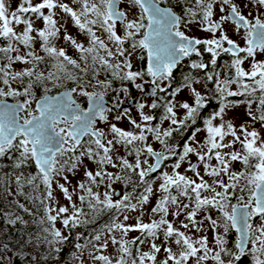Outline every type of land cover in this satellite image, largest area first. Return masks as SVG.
<instances>
[{
  "label": "snow or ice",
  "instance_id": "obj_1",
  "mask_svg": "<svg viewBox=\"0 0 264 264\" xmlns=\"http://www.w3.org/2000/svg\"><path fill=\"white\" fill-rule=\"evenodd\" d=\"M123 2L71 0V4L77 6L74 8L62 0H40L35 4L32 0H21L16 9L10 11L6 0H0V40L5 42V46L0 47L3 54L0 60L5 61L0 64V80L9 85L7 89L0 88V157L9 150L17 149L20 158L16 167H21L28 160L33 161L38 175L27 182L38 188L35 181L39 179L45 193L30 198L33 202L39 200L43 208V215L38 218L23 204H18L23 212L34 217L32 224L35 231H28L31 225L22 216L12 218L8 214L6 217L8 224H19L23 229L24 235L18 241L17 251L25 253L31 247L36 252L46 247L48 255L42 259L47 260L52 253H59L69 240L65 230L71 234L75 229H89V226L97 225L105 214L111 213L87 236L76 233L77 241H85L75 244L77 253L91 246L95 252H89V256L100 264H190V261L207 264L209 260L213 264H237L249 254L253 264H264V133L255 128L256 123L264 128V61L255 60L257 50L264 53V20L260 16L249 19L243 14V8L253 4L258 9H264V0H240L239 4L236 0H181L185 5L181 15H177L171 7H163L164 0H127L126 9L121 8ZM216 7L221 14L218 20L214 19ZM56 9L65 14L61 20L70 17L73 26L88 38L87 45L77 42L65 29L64 43L75 49L78 58L69 56L64 47L56 46V38L63 27H58ZM37 20L43 22V27L34 28ZM226 22L234 24L237 30H244L245 47H240L229 38L223 27ZM21 24L24 27L18 33L14 25ZM193 24H198L202 32L211 33L212 38L186 35L182 25L187 28ZM118 25L122 26V32L118 30ZM37 41L39 50L34 47ZM19 45L28 51L20 54ZM201 45L203 49L199 47ZM137 50L146 53V68L134 71L131 57ZM202 51L211 54L213 65L221 53L230 54L233 60L228 68L234 74H226L223 79L219 73L208 74L206 79L215 86L211 97L202 95L193 87L199 81L185 76L182 88L190 90L193 103L180 102L179 107L184 114L178 118L174 102H165L162 122L169 121V128L151 126L154 117L144 111L160 107L156 100L151 104L139 102L134 105L139 122L131 116L129 108L121 107L129 90L127 87L114 88V81L119 80L122 84L131 82L144 92L142 85L136 81L147 76L152 88L145 95L156 97L158 93L168 91L170 84L164 82L171 81L173 69L181 60L193 55L201 56ZM241 53L246 55L242 57ZM248 58H252V62L250 69L246 70L242 65ZM17 63L26 67L12 71ZM41 65L45 67L41 68ZM190 67L204 70L207 65L193 61ZM101 72L104 79L98 78ZM26 77L29 80L23 91L10 86L11 82L24 85ZM65 81H71L75 87L66 89L59 96L45 95L37 100L35 111L39 115L28 111L32 103L30 99L15 105L5 102L7 97L31 96L34 82L60 87ZM232 85L236 86L235 90H232ZM89 88L93 90L89 91ZM109 91L115 93L111 107L105 100ZM180 91L181 88H174L169 95L175 97ZM73 94L87 98V109L81 108ZM230 97L244 99L233 101L228 99ZM212 98L217 99L218 109L203 120V129L197 127L191 132L182 145V153H178L176 146L169 144V139L196 125L201 110ZM254 102L255 111L252 110ZM241 103L247 105L251 124L237 128L226 116ZM22 112L28 113L23 119ZM110 116L116 121L127 119L134 131L118 127L110 121ZM217 120L219 123H214ZM98 124H105L107 130L99 128ZM201 131L206 132L202 143L197 140V133ZM146 133L164 146L162 152L155 151L146 142ZM226 137L232 139L225 142ZM236 144L240 145L238 150L234 147ZM118 146H131L136 154L135 162L130 163L119 156ZM144 153L156 162L149 164L147 160H141ZM190 154L195 155L203 165V175L197 165L188 161ZM171 156H177L178 160L171 174L164 172L158 177L161 181L158 191L163 195L151 209V213L159 219L144 222V206L149 203L150 195H155L146 178L156 173L160 162ZM213 160L215 164L211 163ZM237 161L243 166L242 170H231L232 162ZM185 162L188 163L185 174L176 171ZM88 163L95 164L96 170L92 171ZM109 166L117 171H108ZM81 169L86 182L80 181L70 192L66 187L70 183L66 173L75 175ZM128 172L134 173L138 183L144 185L143 193L117 195L113 187L117 182L125 187L132 183L131 176L126 174ZM188 172L193 176H188ZM57 177L65 183H60ZM16 183H21L19 176ZM56 189L63 194L68 205H59L54 195ZM18 194L23 195L22 192ZM233 200L236 203H232ZM170 206H174L175 210H170ZM138 210L135 223H126L131 219L127 213ZM213 210L218 214L215 218ZM200 214L203 215L198 218ZM169 215L174 219L170 221ZM181 215L184 216L183 221L179 219ZM254 217L260 218L259 225L253 223ZM58 221L62 228L56 227ZM206 230L213 234L211 244L207 235L188 234ZM230 230L237 234L234 250L228 247L226 239ZM129 232H139L140 235L129 240L125 238ZM114 233L120 234L119 239ZM157 240L159 244L155 242ZM109 243L118 246L115 258L95 254L103 253ZM146 243L149 250L143 251L141 246ZM172 245L179 251H174ZM9 246L8 242H0L4 254ZM162 251L164 259L158 262L157 254ZM73 257L80 260L75 253ZM40 259L33 255L29 264H39Z\"/></svg>",
  "mask_w": 264,
  "mask_h": 264
},
{
  "label": "rangeland",
  "instance_id": "obj_2",
  "mask_svg": "<svg viewBox=\"0 0 264 264\" xmlns=\"http://www.w3.org/2000/svg\"><path fill=\"white\" fill-rule=\"evenodd\" d=\"M21 2V0H6V3L10 9V11H14L16 9V7L19 5V3ZM40 0H32V3L35 4V3H39ZM62 2L64 3H68L70 6L72 7H77L76 5H72L71 4V0H62ZM173 2L175 4L179 3V0H173ZM236 2L239 4L240 3V0H236ZM245 2H247V0H245ZM185 7V6H184ZM121 8L122 9H126L127 8V0H124V2L121 4ZM260 9L257 8L256 5H250L249 7L247 8H243V13L245 16H247L249 19H253L254 16H258V14H260L259 12ZM45 13H47V10L45 9L44 10ZM57 15L55 17V19H57L59 21V24H58V27L60 25H63V27L60 28V32L58 33V36L56 38V46L57 47H64L67 51V54L73 58H78V53L75 51L74 48L71 47L70 44H65L64 43V40H63V34H64V31L65 29L67 30V32L72 36L74 37L77 42H80V43H83L85 45H87V42H88V38L86 35H83L80 33V31L73 26L72 22H71V19L70 17H66L65 19L61 20V17L64 16L65 14L61 13L59 9H56L55 10ZM214 11L216 12V15L214 16V19H219L220 18V13H219V8L216 7L214 9ZM249 12L252 13L251 16H249ZM138 14V12H137ZM130 18H134L133 16H130ZM33 19H35L33 17ZM34 28L36 29H39L41 27H43V22L40 21V20H37L35 23H34ZM23 25H14V28L15 30L19 33L23 30ZM224 30L226 32V34L229 36V38L233 39L240 47H245L246 44H245V41L243 39L244 37V32L241 31V30H237L231 23L229 22H226L224 25ZM118 30H120L122 32V26L121 25H118ZM182 30L185 31L186 35L188 36H195V37H198L200 39H209V38H212V34L211 33H205V32H202L201 29H200V26L198 24H193L187 28L183 27L182 25ZM32 35H35V33H33ZM97 35H101L100 32H97ZM219 35V33H217V36ZM106 39V37H105ZM5 46V42L3 40H0V47H4ZM110 47H112V45H109ZM20 47V54H24L26 51H28V49H25L23 47V45H19ZM34 47L39 50L40 48V44L39 42L37 41L36 44L34 45ZM201 47L203 48V45H201ZM14 55V54H13ZM246 55V54H245ZM244 55V56H245ZM233 58V57H232ZM131 60H132V63H133V70H139V59H138V53L136 52L132 57H131ZM255 60L256 61H264V53H260L258 50H257V53H256V56H255ZM195 62H202L203 60L200 59V56L197 57V59L194 60ZM251 62H252V58H248L245 60L244 64L242 65V67H244L246 70L250 69V65H251ZM5 63V61L3 60H0V64H3ZM26 67V65H23V64H15L13 65V69L12 71H18L22 68ZM27 78V77H26ZM25 78V79H26ZM99 79H104V75L103 74H100V76L98 77ZM29 80V78H28ZM137 84H140L142 85V87L144 88V92H148L147 91V84L148 86L151 85L150 82L148 83H145L143 80H137L136 81ZM166 85L170 84L169 81H165L164 82ZM199 83H195V85H198ZM10 86L16 90H19L20 91V83L19 82H11ZM135 86V84H134ZM7 87H9V85H5V89H7ZM50 88V87H49ZM58 88V87H56ZM61 88V87H60ZM66 90V89H65ZM89 91H92L93 89L92 88H89L88 89ZM63 91V90H61ZM60 92V91H59ZM138 94L137 96H139V99H135V98H132V97H129L127 96L126 98V102L124 103L126 107L124 108H129L131 110V116L136 119L138 122L140 121V117H139V114L135 108V106H130V107H127V105L130 103V101H134L136 100V103H139V102H143L145 104H151L153 100H155L154 97H149V98H146V97H143V92H141L140 90H138ZM170 93V87L168 88V91L165 92V93H162L165 98L171 101L174 102V104L176 105L175 107V111L177 113V117L180 118L183 116L184 114V110L182 108L179 107V103L180 102H188L189 104H192L193 103V97L190 93V91H186V88H182L181 87V91L175 96V97H172L171 95H169ZM48 94V93H46ZM77 99L79 98L78 95L76 94H73ZM33 93L31 96L29 97H24L25 99H30L32 101L31 105L29 106L28 108V111H31L33 115H36V111H35V102L38 100V99H34L33 97ZM44 96V95H43ZM82 98V97H81ZM12 102H15V103H19L17 101H12ZM255 107H256V104L255 102L253 103V106H252V110L255 111ZM146 112V114H151L153 117H154V109H150V108H146L144 110ZM247 111H248V108H247V105L244 104V103H241L239 104V106L231 109L227 116H226V119H230L233 121L234 125L238 128L240 125H243V124H251L250 120H249V117L247 115ZM28 115L27 112H23L21 114V119H23L24 117H26ZM201 115H204V114H201ZM30 118V117H28ZM110 121L112 123H116L118 127L122 128L123 130H126V131H134V129L132 128V126L128 123L127 119H121L120 121H116L112 116L109 117ZM200 120H197V124H200ZM214 123L218 124L219 123V120L217 121H214ZM156 125H159L162 129H167L169 128L170 126V123L169 121H163L162 122V117L158 119V121L155 123ZM154 125V119L153 121L151 122V126ZM155 125V126H156ZM154 127V126H153ZM99 128H102L104 130H107V126L105 124H100L99 125ZM255 128L256 130L260 131L261 133H264V128H261V125L259 123H256L255 124ZM249 130H251V127L249 126ZM146 137H147V143L150 144L155 151L157 152H162L164 150V146L161 145L158 141H156L151 134L149 133H146L145 134ZM206 138V132L205 131H201L199 133H197V140H199L201 143L205 140ZM179 139H182V136L179 138ZM232 139L231 137H226V140L225 142H227L228 140ZM173 143H175L173 141ZM141 147L143 145H140ZM176 146V145H175ZM237 150L240 148V145L239 144H236L234 146ZM127 150H129V152H127ZM176 151L179 152V153H182L183 151V148H182V145L180 148H177L176 147ZM224 151H229L228 149H225ZM118 155L119 156H123L124 158H126L130 163H134L135 162V157H136V154L134 151H132V148L131 146H129L128 148H124L123 146H118ZM173 156L170 157V159L172 158ZM141 160H147L149 164L152 163V159L151 157H149L146 153L142 154L141 155ZM189 162H191L192 164L194 162H196L195 164L198 166V170L200 171L201 175H203V165L199 163V161L197 160V157L195 155H191L187 158ZM177 161V160H175ZM87 163V162H86ZM212 164H215L216 161L213 160L211 162ZM88 167L92 170V171H95L96 170V165L95 164H92V163H88ZM146 167V165H145ZM188 167V163L185 162V163H182V166L180 169L176 170V171H179L181 174H185V169ZM242 165L237 161V162H232V165H231V170L233 171H240L242 170ZM108 171H112V172H115L117 171L116 169H112L110 166L108 167L107 169ZM162 173L164 172H168L169 174H171L174 170V163H171L170 162V166H166V167H163L162 169ZM138 171V170H137ZM68 175V179L70 181V183L66 184V187L69 188V191L71 192L74 188L75 185H77L80 181H85V177L83 176V170L81 169L80 171H78L75 175L71 174V173H66ZM122 175H124L125 173H121ZM160 174V176H161ZM188 176L192 177L193 174L191 172H188L186 173ZM158 176V177H160ZM158 177H153V184H151L153 186V189H154V192H155V195H150V199H149V203L147 205L144 206V215L142 217L143 221L144 222H151L153 219H159L158 216H154L152 213H151V209L156 205V203L159 201V199L161 198V196L163 195L160 191H158V185L159 183L161 182ZM56 179L59 180L60 183H65V181L61 178V177H57ZM205 179H208V177H205ZM121 185L122 183L121 182H117L113 187L115 188V191L116 192H119V195H122L123 193L121 192ZM142 186V184H140ZM55 187V185H54ZM101 191L103 190V188L100 189ZM173 194L175 195L176 193L173 191ZM54 195H55V198L56 200L59 202V205H68V201H66L63 197V194L59 191V189H56V191L54 192ZM74 199H76V197L74 196L73 197ZM182 200H184V202H187L186 199L184 198H181ZM78 203V201H77ZM132 203H136L135 200H132ZM170 210H175L174 209V206H170ZM128 215L131 216V219L128 220L126 223L128 224H134L135 221H136V217L137 215L139 214V210L137 212H130V213H127ZM203 214H200V216H198V218H200ZM212 215H213V212H212ZM215 218V216H213ZM123 219V217H121V220ZM168 219L171 221L173 220L174 218L169 215L168 216ZM180 220H184V216L181 215L179 217ZM105 220V218H104ZM104 220H99L98 221V224L97 225H92V226H89V229L91 230L92 228H95L97 227L99 224H102V222ZM253 223L255 225H259L260 223V218L259 217H254L253 218ZM177 227H179V225H176ZM56 227L57 228H62L63 226L59 223V221L57 222L56 224ZM81 229V231H84V228H79ZM181 231H184V229H181ZM65 234L66 231H65ZM189 235H207L208 238H209V242L211 244L212 242V232L210 230H206L205 232L203 233H193V232H189L188 233ZM114 235L117 236V238L119 239V236L120 234L119 233H114ZM140 233L139 232H129L127 237H125L126 239H135L137 236H139ZM157 244L160 243L159 240L155 241ZM116 247L118 246H112L110 243H109V247L103 252V253H95L97 255L99 254H104V255H109L113 258H115L116 256ZM142 247V250L143 251H148L149 250V245L146 243L144 245L141 246ZM173 247V250L174 251H179L175 245H172ZM68 251V249H67ZM133 251L135 252V248L133 249ZM89 252H95V249H93L91 246H89L88 248L86 249H83L81 252L77 253L76 251V248H74L70 254H71V257L67 258L66 260L63 261V264H81V261L83 262V264H100L99 261H94L90 256H89ZM76 254V255H79L80 256V260H75L74 257H73V254ZM157 259H158V262L159 261H162L164 259V253L163 251L159 254H157ZM211 262V260H209L207 262V264H209ZM190 264H194V262L190 261Z\"/></svg>",
  "mask_w": 264,
  "mask_h": 264
},
{
  "label": "trees",
  "instance_id": "obj_3",
  "mask_svg": "<svg viewBox=\"0 0 264 264\" xmlns=\"http://www.w3.org/2000/svg\"><path fill=\"white\" fill-rule=\"evenodd\" d=\"M164 7H172L177 12L182 14V7L185 5L181 3V0H179V3L176 5H172L171 0H164V3L162 4ZM28 15H32L29 13ZM84 35V34H83ZM201 49H203L201 46H199ZM138 53V59H139V70H144L146 68V55L145 53L141 52L140 50H137ZM40 55H43L42 52L39 53ZM3 54L0 53V57H2ZM140 57H144L141 59ZM231 56L228 53H221L217 59L219 60H226L230 59ZM197 59V56L193 55L191 57H188V59L179 66L180 68L175 70L173 73L172 82L173 88H181L184 77L185 76H191L193 79L199 78L202 74H214L217 73V70H209V71H201L199 69H192L189 67L191 63ZM200 59L203 60L205 63H209L211 60V54L202 51V54L200 56ZM41 68H44V65L40 66ZM46 74V72H45ZM101 74L104 75L103 72ZM144 82H149L150 78L145 76L144 79H142ZM28 78L25 79L24 85L20 84V91H23V87L27 85ZM5 85L3 84L2 80H0V88H4ZM50 87V88H49ZM61 87V88H60ZM56 88L52 83H46V84H40L38 82L33 83V87L31 89V93H33L34 99H39L43 97L46 93L54 95L58 93L61 90L68 89L70 87H75V84H72L71 81H65L63 83V86H60ZM113 87L116 89H120L122 87L128 88V94L127 96L139 99V96L137 94L139 93L138 90L134 84L131 82L125 81L123 84L116 80L113 82ZM148 87V86H147ZM48 89L49 91H46ZM148 91V88H147ZM171 92V91H170ZM144 93V92H143ZM162 93H158L155 98L156 102L160 105L157 109H154V125L158 121L159 118H161L164 115V104L166 101H168L167 98L162 96ZM115 96V93L112 91H109L108 94L105 96L106 99L112 104V98ZM143 96V95H142ZM144 97V96H143ZM121 98L123 99V93H121ZM7 101H17L19 103H23L25 98L24 96L19 97H7L5 98ZM78 101L86 105L87 98L79 96ZM242 101V100H239ZM37 114V113H36ZM209 114L201 115L198 120H200V124L193 125L191 129L188 131L181 133L174 134L173 138L169 139V144L176 145L177 148H180L181 145L179 144V138L184 136H190L191 132L195 130V128L199 127L203 129V120L208 117ZM173 141L175 143H173ZM126 149V148H125ZM129 152V150H127ZM179 153V152H178ZM20 158V153L17 149L9 150L5 156L0 157V242H8L9 243V250L6 254H4V250L2 247H0V264H29V261H31V257L33 255H36L38 257H41L39 260V264H63V261L67 258L71 257L70 252L75 248L76 243L83 244L85 241L82 239L80 241H77L75 239L76 233L81 232L84 233L85 236L88 235L90 229H84V231H81V229H75L71 234H69L66 230V235H69V240L64 243V245L61 248V251L59 253H52L47 260L42 259L43 256L48 255L47 248L41 247L36 252H33L32 248H27L25 253H21L17 251L18 247V241L21 239L23 233V229L19 224L13 226L7 223L6 217L8 214L12 215V218H15L16 215L22 216L26 221L29 222V225L31 227L28 228V231H35V226L32 224V221L34 219L33 216H28L25 212H23L19 207L18 204H23L26 208H28L30 211H32L35 214V217L38 218L39 216L43 215V208L39 204V200H36L33 202L31 197H37V196H43L44 193V186L42 183H40L39 179L35 181V184H38L39 187L35 188L33 185L28 184V179L37 176V169L33 162L31 160L26 161L21 167H16L17 161ZM152 159V157H151ZM178 160L177 156H173L170 159L171 163H176ZM127 175H130L132 180H135V177H137L134 173L128 172ZM20 177V185H17L16 178ZM153 176L154 174L147 177V181L150 184H153ZM129 185H135V184H129ZM126 188L124 184L122 183L121 187ZM144 191V185H140L137 187V189H122L121 192H129L133 193V195H138L140 193H143ZM18 192H22L23 195H19ZM232 203H236L235 200L232 201ZM111 215V213L105 214L100 220H105L102 222V224L108 219V216ZM217 212L213 210V216H217ZM226 239L228 241V247L232 250H234V245L236 241V234L230 230L228 235L226 236ZM250 248V245H249ZM68 249V251H67ZM227 260L228 257H225ZM209 264H213L211 261ZM237 264H253V260L251 255H246L241 258V261L237 262Z\"/></svg>",
  "mask_w": 264,
  "mask_h": 264
},
{
  "label": "flooded vegetation",
  "instance_id": "obj_4",
  "mask_svg": "<svg viewBox=\"0 0 264 264\" xmlns=\"http://www.w3.org/2000/svg\"><path fill=\"white\" fill-rule=\"evenodd\" d=\"M171 1H172V5H176V4L173 2V0H171ZM171 8H172V7H171ZM182 8H184V7H182ZM172 9H173V8H172ZM173 10L177 13V15H180V13L177 12L175 9H173ZM182 11H183V9H182ZM260 11H261V12H260ZM259 12H260V14H258V16H260V18H261L262 20H264V9H260ZM243 14H244V13H243ZM229 23H231V22H229ZM231 24H232V23H231ZM232 25L235 27L234 24H232ZM235 28H236V27H235ZM240 30L244 32L243 29H240ZM244 55H245L244 53H241V54H240V56H242V57H243ZM230 56H231V55H230ZM187 59H188V57L185 58L182 62L186 61ZM216 60H217V62H216L215 65L211 64V62H209V63H205V62H204V63L207 65V67H206V69L201 70V71L217 70V73L220 74L221 79H223V78L225 77L226 74H234V72L230 73V72H229V68H228V66L231 64V62H232V60H233L232 56H231L230 59L219 60V59L216 58ZM210 61H211V60H210ZM182 62H180V64H179V65L173 70V72H174L175 70H177V69L180 68L179 66L182 64ZM202 62H203V61H202ZM189 67H190V66H189ZM173 74H174V73H173ZM207 75H208V74H202L199 78L194 79V80H196V81H199V84H198V85L193 84V87H194L197 91L201 92L202 95H205V96H209V97H211L212 92L215 90V86H214V84H213L211 81H208V80L206 79ZM171 80H172V79H171ZM169 82H170V91H172V90L174 89V88H173V83H174V82H172V81H169ZM145 83H147V82H145ZM148 83H149V82H148ZM147 86H148V84H147ZM235 88H236V86H235V85H232V90H235ZM186 91H190V90L186 88ZM75 98H76V97H75ZM228 99L233 100V101H239V100H243L244 97H230V98H228ZM105 100L109 103V107H111V103L106 99V97H105ZM76 101H77L78 104L81 106V108L87 109V105H88V104H86V105L81 104V103L78 101L77 98H76ZM86 103H88V101H87ZM123 105H125V104H123ZM123 105L121 106L122 108H124ZM217 109H218L217 99H216V98H212V99H210L209 102L206 103L205 108L201 110V114H205V115H206V114L208 113V114L210 115L213 111H215V110H217ZM99 125H100V124H98L97 126L99 127ZM196 125H198V124L196 123ZM187 137H188V136H186V134H185V135L182 137V139L179 140V144H180V145H183V143L185 142V139H186ZM84 139L87 140V137H85ZM152 163H154L153 160H152ZM195 163H196V162H194L193 164L196 165ZM166 166H170V158H169L168 160H166V161H162V164L159 166L157 172H156V173H153V174H154L153 177H158V176H160V174H161V172H162L161 169H162L163 167H166ZM151 175H152V174H151ZM131 184H135V185H129V186L126 187V188H123V186H122L121 189H137V187H139L141 183H138V177H135V180L133 179ZM116 193H117V195H119V192H116Z\"/></svg>",
  "mask_w": 264,
  "mask_h": 264
},
{
  "label": "water",
  "instance_id": "obj_5",
  "mask_svg": "<svg viewBox=\"0 0 264 264\" xmlns=\"http://www.w3.org/2000/svg\"><path fill=\"white\" fill-rule=\"evenodd\" d=\"M164 7V6H163ZM145 55H146V53H145ZM230 55V54H229ZM185 58H187V57H185ZM185 58H183L182 60H181V62L185 59ZM174 70V69H173ZM148 92L149 91H151V88H152V85H149L148 87ZM65 90H63V91H60V92H58V93H56V94H54V95H51V94H45V95H47V96H59L61 93H63ZM145 93L146 92H144L143 93V96L144 97H146V98H149L150 96H146L145 95ZM44 95V96H45ZM43 96V97H44ZM43 97H41V98H43ZM41 98H39L38 100H40ZM73 98L75 99V96L73 95ZM76 100V99H75ZM5 102L7 103V104H10V105H15V104H17V103H15V102H10V101H7V100H5ZM77 102V101H76ZM78 103V102H77ZM88 104V103H87ZM136 104V100H134V101H130V103L127 105V107H130V106H133V105H135ZM107 106H109V103L107 102ZM123 107H126L125 105H123ZM35 108H36V102H35ZM23 113V112H22ZM21 113V114H22ZM36 115H39V113L36 111ZM20 114V115H21ZM152 160L154 161V163L156 162L155 160H154V158H152ZM33 162V161H32ZM33 164L35 165V163L33 162ZM162 164V161L160 162V164H159V166ZM36 167V166H35ZM235 234H236V232L234 231V230H232ZM236 236H237V234H236Z\"/></svg>",
  "mask_w": 264,
  "mask_h": 264
},
{
  "label": "clouds",
  "instance_id": "obj_6",
  "mask_svg": "<svg viewBox=\"0 0 264 264\" xmlns=\"http://www.w3.org/2000/svg\"><path fill=\"white\" fill-rule=\"evenodd\" d=\"M76 99V98H75Z\"/></svg>",
  "mask_w": 264,
  "mask_h": 264
}]
</instances>
